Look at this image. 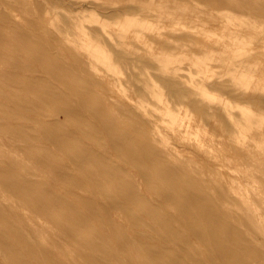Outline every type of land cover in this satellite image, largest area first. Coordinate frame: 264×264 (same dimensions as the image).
Here are the masks:
<instances>
[{"label": "rangeland", "instance_id": "374dc122", "mask_svg": "<svg viewBox=\"0 0 264 264\" xmlns=\"http://www.w3.org/2000/svg\"><path fill=\"white\" fill-rule=\"evenodd\" d=\"M228 261L264 264V0H0V264Z\"/></svg>", "mask_w": 264, "mask_h": 264}, {"label": "bare ground", "instance_id": "6f19581e", "mask_svg": "<svg viewBox=\"0 0 264 264\" xmlns=\"http://www.w3.org/2000/svg\"><path fill=\"white\" fill-rule=\"evenodd\" d=\"M200 212H201V211H200ZM201 213H202V212H201ZM218 215H219V214H218ZM209 217H210V220H211V215H209ZM209 217H208V219H209ZM217 217H218V216H217ZM214 219H217V218L215 217ZM212 220H213V219H212ZM212 220H211V221H212ZM212 226H213V225H212ZM209 227H211V225H209ZM213 227H215V226H213ZM212 229H213V228H212ZM193 234H194V233H193ZM197 234H198V233H197ZM196 236H197V235H196ZM231 249H232V248H231ZM232 251H233V249H232ZM232 251H231V252H232ZM236 251H237V250H236ZM104 252H105V251H104ZM233 252H234V251H233ZM233 252H232V253H233ZM226 253H227V251H226ZM232 253H230V254H232ZM238 253H239V250H238ZM227 255H228V254H227ZM232 255H233V254H232ZM235 255H236V257H237L238 254L235 253ZM235 255H234V256H235ZM228 257H229V256H228ZM228 257H227V258H228ZM242 257H243V256H242ZM228 259H229V258H228ZM232 259H233V258H232ZM235 259H236V258H235ZM229 261H230V259H229ZM229 261H228V262H229ZM231 262H233V261H231ZM229 263H230V262H229ZM230 264H231V263H230ZM239 264H240V262H239ZM242 264H244V263H242Z\"/></svg>", "mask_w": 264, "mask_h": 264}]
</instances>
